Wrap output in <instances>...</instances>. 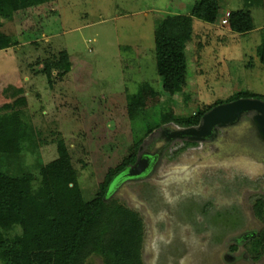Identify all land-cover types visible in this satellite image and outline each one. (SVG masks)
Masks as SVG:
<instances>
[{"label": "rangeland", "instance_id": "rangeland-1", "mask_svg": "<svg viewBox=\"0 0 264 264\" xmlns=\"http://www.w3.org/2000/svg\"><path fill=\"white\" fill-rule=\"evenodd\" d=\"M195 2L14 0L15 18L2 30L19 44L0 51V113L21 109L24 121L41 132L42 143L39 152L9 156L0 168L37 173L36 165L57 158L56 140L63 139L82 185L93 191L129 146L144 140L138 157H157L147 175L120 179L112 192L143 219L144 264H264V254L254 260L246 247L250 234L264 227L253 211V199L264 196V142L251 118L220 128L215 139L173 160L164 154L177 142L166 139L176 126L162 125L145 137L148 123L161 124L165 114H193L244 91L264 98V65L257 56L263 0H219L215 24L194 19L183 91L175 97L162 91L155 32L180 24L174 16L189 15ZM243 9L251 11L254 30L240 35L222 20ZM63 51L72 69L63 77L55 72L49 85L35 71ZM144 84L148 95L163 94L149 99L147 120L133 122L128 98ZM18 98L26 99L21 108L12 105ZM245 235L250 237L242 241ZM87 264L103 263L90 256Z\"/></svg>", "mask_w": 264, "mask_h": 264}, {"label": "trees", "instance_id": "trees-1", "mask_svg": "<svg viewBox=\"0 0 264 264\" xmlns=\"http://www.w3.org/2000/svg\"><path fill=\"white\" fill-rule=\"evenodd\" d=\"M16 12L14 0H0V51L19 44L15 36L2 30L5 22L14 20ZM219 12V0H196L189 15L174 16L180 24H166L155 32L157 74L165 94L179 95L187 82L186 48L195 36L194 19L215 24ZM227 25L236 34L251 32L254 30L251 11L229 12ZM59 55L58 60L52 57L37 63L42 67L35 73L46 77L49 85L53 84L55 72L63 77L72 69L68 54L63 51ZM257 56L264 65V32ZM145 87V84L140 86L138 92L128 98L127 112L133 122L147 120L149 99L163 94L154 92L148 95ZM242 98L264 100L244 91L224 103ZM25 104V98H18L12 105L21 108ZM220 104L223 103L203 106L186 116L165 114L161 124L148 123L145 137L162 125L173 124L178 129L198 127L203 115ZM26 123L21 109L0 113L2 165L9 156L19 157L31 150L39 152L41 132ZM143 142L131 144L122 160L108 169L93 191L82 185L63 139L56 140L57 158L36 165L37 173L21 171L20 174H11L0 168V264H87L90 256L100 257L103 264H144L143 219L137 211L112 195L120 175L137 162ZM199 144L177 141L165 152L164 158L173 160L187 148ZM253 211L255 217L264 223V196L253 199ZM250 236L246 242L247 251L258 260L264 254V227ZM230 249L236 251L238 245L233 244Z\"/></svg>", "mask_w": 264, "mask_h": 264}, {"label": "water", "instance_id": "water-1", "mask_svg": "<svg viewBox=\"0 0 264 264\" xmlns=\"http://www.w3.org/2000/svg\"><path fill=\"white\" fill-rule=\"evenodd\" d=\"M244 117L251 118L259 138L264 142V100L257 98H242L217 105L203 115L198 127L169 130L166 139L168 144L174 141H210L218 136L220 128L234 126ZM154 161L155 158L139 155L137 162L126 168L118 180L145 177L152 165L150 162Z\"/></svg>", "mask_w": 264, "mask_h": 264}, {"label": "built area", "instance_id": "built-area-1", "mask_svg": "<svg viewBox=\"0 0 264 264\" xmlns=\"http://www.w3.org/2000/svg\"><path fill=\"white\" fill-rule=\"evenodd\" d=\"M228 16H229V13L225 16V18L222 20V23L224 25H227L228 24Z\"/></svg>", "mask_w": 264, "mask_h": 264}, {"label": "flooded vegetation", "instance_id": "flooded-vegetation-1", "mask_svg": "<svg viewBox=\"0 0 264 264\" xmlns=\"http://www.w3.org/2000/svg\"><path fill=\"white\" fill-rule=\"evenodd\" d=\"M146 156V155H145ZM153 158H157L156 156H154ZM152 164V162H150ZM250 236L249 235H245L241 240L244 241L245 239H248ZM240 240V239H239Z\"/></svg>", "mask_w": 264, "mask_h": 264}, {"label": "crops", "instance_id": "crops-1", "mask_svg": "<svg viewBox=\"0 0 264 264\" xmlns=\"http://www.w3.org/2000/svg\"><path fill=\"white\" fill-rule=\"evenodd\" d=\"M228 13H229V12H228ZM228 13H227V14H228ZM228 30L230 31V29H229V28H228Z\"/></svg>", "mask_w": 264, "mask_h": 264}]
</instances>
